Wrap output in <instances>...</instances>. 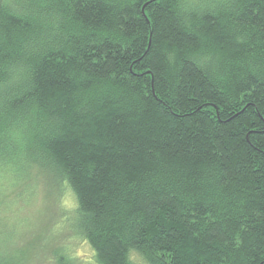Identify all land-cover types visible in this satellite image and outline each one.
<instances>
[{"label":"trees","instance_id":"obj_1","mask_svg":"<svg viewBox=\"0 0 264 264\" xmlns=\"http://www.w3.org/2000/svg\"><path fill=\"white\" fill-rule=\"evenodd\" d=\"M65 189L94 264H264V0H0V217Z\"/></svg>","mask_w":264,"mask_h":264},{"label":"rangeland","instance_id":"obj_2","mask_svg":"<svg viewBox=\"0 0 264 264\" xmlns=\"http://www.w3.org/2000/svg\"><path fill=\"white\" fill-rule=\"evenodd\" d=\"M45 204L48 203L38 198L26 209L24 207L23 210L14 209L10 214L1 215L0 228L3 225L6 228L12 225L19 227L12 244L20 248L34 244L29 253L39 255L42 261L39 260L37 264H45L48 260H53L55 251L65 256L64 264L68 262V258L74 263L72 256L75 257L76 264H94L91 247L70 227L71 222L68 218L73 215L75 208L70 189H65L63 203L58 204L56 216L51 219L50 217L42 219L43 212L46 215L52 211L50 202L48 208ZM32 213L34 215H31Z\"/></svg>","mask_w":264,"mask_h":264}]
</instances>
